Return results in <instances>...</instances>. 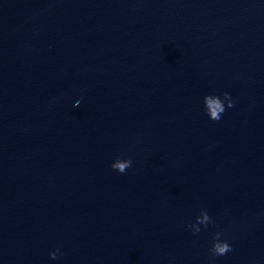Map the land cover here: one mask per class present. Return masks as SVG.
<instances>
[{"label": "water", "instance_id": "water-1", "mask_svg": "<svg viewBox=\"0 0 264 264\" xmlns=\"http://www.w3.org/2000/svg\"><path fill=\"white\" fill-rule=\"evenodd\" d=\"M0 264H264V0H0Z\"/></svg>", "mask_w": 264, "mask_h": 264}, {"label": "clouds", "instance_id": "clouds-1", "mask_svg": "<svg viewBox=\"0 0 264 264\" xmlns=\"http://www.w3.org/2000/svg\"><path fill=\"white\" fill-rule=\"evenodd\" d=\"M224 100L227 101V104L221 100L220 97L216 95H205L203 97V104L206 111V114L210 120L213 121H219L221 118V114L224 113V111L227 108L234 107V102L230 98L229 94L227 92L223 93ZM79 104V101L76 103ZM76 106V105H74ZM132 166V161L129 159H122L120 157H117L114 162L110 165V167L115 170L118 173L123 174L126 169L130 168ZM196 220L200 224H204L205 227H207L208 224L211 223L210 217L207 214L206 211H201V214L196 217ZM187 227H191L193 229V233H199L200 229L196 228L194 225H188ZM221 233L216 232L213 234V242L211 247L209 248V253L213 256H223L227 254L228 252L232 251L231 245L227 241H222L220 239ZM60 253V249L56 248L49 252V258L52 260H55Z\"/></svg>", "mask_w": 264, "mask_h": 264}]
</instances>
